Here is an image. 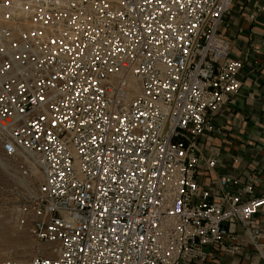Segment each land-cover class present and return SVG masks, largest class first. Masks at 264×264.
I'll return each instance as SVG.
<instances>
[{"label": "built area", "instance_id": "1", "mask_svg": "<svg viewBox=\"0 0 264 264\" xmlns=\"http://www.w3.org/2000/svg\"><path fill=\"white\" fill-rule=\"evenodd\" d=\"M231 2H3L0 146L28 183L18 225L51 246L1 264H203L206 247L238 252L235 227L257 236L264 196L222 178L212 202L197 180L199 139L242 86Z\"/></svg>", "mask_w": 264, "mask_h": 264}, {"label": "crops", "instance_id": "2", "mask_svg": "<svg viewBox=\"0 0 264 264\" xmlns=\"http://www.w3.org/2000/svg\"><path fill=\"white\" fill-rule=\"evenodd\" d=\"M221 33L230 41V56L244 63L239 73L240 91L211 117L209 129L199 139L202 156L197 180L201 189L218 202L222 178L238 183L226 188L244 199L264 196V0H232ZM215 158L214 169L205 160ZM251 187L252 191L245 189ZM250 236L241 226L233 236L238 252L206 247L203 264H264V207L253 217ZM230 245V244H228ZM200 264V263H189Z\"/></svg>", "mask_w": 264, "mask_h": 264}, {"label": "rangeland", "instance_id": "3", "mask_svg": "<svg viewBox=\"0 0 264 264\" xmlns=\"http://www.w3.org/2000/svg\"><path fill=\"white\" fill-rule=\"evenodd\" d=\"M4 1L7 0H1L0 17L10 10L2 5ZM8 1L15 14L24 13L22 3L29 2L26 7L33 5V0ZM29 183L31 187L37 184L35 181ZM27 184L16 172L15 163L2 155L0 146V264L8 260L26 262L38 256H50L47 250L51 245L39 242L29 223L19 226L16 220V206Z\"/></svg>", "mask_w": 264, "mask_h": 264}, {"label": "bare ground", "instance_id": "4", "mask_svg": "<svg viewBox=\"0 0 264 264\" xmlns=\"http://www.w3.org/2000/svg\"><path fill=\"white\" fill-rule=\"evenodd\" d=\"M28 4H30L29 2H24V3H22V5L21 6H26V5H28ZM20 6V5H19Z\"/></svg>", "mask_w": 264, "mask_h": 264}]
</instances>
